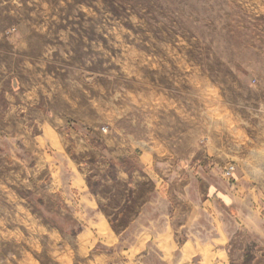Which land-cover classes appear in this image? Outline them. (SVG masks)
Here are the masks:
<instances>
[{"label":"rangeland","instance_id":"1","mask_svg":"<svg viewBox=\"0 0 264 264\" xmlns=\"http://www.w3.org/2000/svg\"><path fill=\"white\" fill-rule=\"evenodd\" d=\"M157 183L264 233V0H0V264H144Z\"/></svg>","mask_w":264,"mask_h":264},{"label":"crops","instance_id":"2","mask_svg":"<svg viewBox=\"0 0 264 264\" xmlns=\"http://www.w3.org/2000/svg\"><path fill=\"white\" fill-rule=\"evenodd\" d=\"M163 188V184L157 183L155 202L149 200L152 192L144 197V232L137 235L135 240L137 244L133 246L137 256H144V264L149 258H156L161 264H264V233L257 220L256 204L243 203L247 207V213L237 210L239 215L235 214L237 218L235 222L238 226L236 230L230 231L210 194L204 193L200 200L190 199L187 208L172 206L168 199L167 205L171 206V209L168 208L166 212L162 198L167 197ZM213 188L214 195L232 202H236L238 198L246 200L252 197L251 190L245 188L237 191V195L230 191L217 192V188ZM96 204L95 199L94 208ZM98 204H100L99 215L96 214L98 218L107 219L106 224L112 226L119 234L128 229L132 221L121 225L110 221V224L109 220L113 213L110 211L108 213L101 203ZM142 209L143 207L139 208L140 211ZM249 210L251 213H248ZM148 213L151 215L150 218H146ZM136 217L134 215L131 220ZM207 217L208 221H204ZM139 246L141 248H137Z\"/></svg>","mask_w":264,"mask_h":264}]
</instances>
